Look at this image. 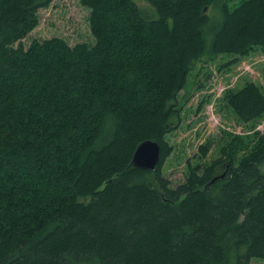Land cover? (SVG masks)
I'll return each mask as SVG.
<instances>
[{
	"label": "trees",
	"instance_id": "16d2710c",
	"mask_svg": "<svg viewBox=\"0 0 264 264\" xmlns=\"http://www.w3.org/2000/svg\"><path fill=\"white\" fill-rule=\"evenodd\" d=\"M52 1L0 0V264L264 259V136L227 133L175 188L161 172L192 67L264 52V0H81L92 43L25 46ZM221 100L238 123L264 115L254 83ZM145 140L154 171L130 165Z\"/></svg>",
	"mask_w": 264,
	"mask_h": 264
},
{
	"label": "rangeland",
	"instance_id": "374dc122",
	"mask_svg": "<svg viewBox=\"0 0 264 264\" xmlns=\"http://www.w3.org/2000/svg\"><path fill=\"white\" fill-rule=\"evenodd\" d=\"M239 0L230 3L236 6ZM146 6V3H141ZM88 7L81 0H53L46 8L37 12V26L23 39L28 46L31 40L61 38L70 46L78 43H92L89 27ZM231 58L219 56L207 63L196 62L188 76L185 87L178 94L179 119L170 123L165 136L171 152L165 159L161 172L171 188L185 182L189 166L207 164L219 158V149L228 139V134L247 136L257 133L264 136V115L252 123H238L229 111L223 94L228 89H239L251 82L264 93V52L256 49L236 63L226 66ZM212 146L206 157H201L199 147L207 141ZM238 154L242 155L243 151ZM264 172V164L260 166ZM199 171V170H198ZM224 172L220 170V174ZM251 264H264V259L253 258Z\"/></svg>",
	"mask_w": 264,
	"mask_h": 264
},
{
	"label": "water",
	"instance_id": "95a60500",
	"mask_svg": "<svg viewBox=\"0 0 264 264\" xmlns=\"http://www.w3.org/2000/svg\"><path fill=\"white\" fill-rule=\"evenodd\" d=\"M161 148L158 142L153 140H145L135 148L130 165L142 171H154L160 161ZM223 177L220 176V178ZM218 177L214 178L213 183Z\"/></svg>",
	"mask_w": 264,
	"mask_h": 264
}]
</instances>
